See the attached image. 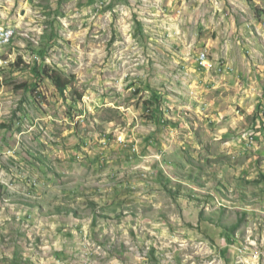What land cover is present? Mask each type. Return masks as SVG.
I'll return each instance as SVG.
<instances>
[{
	"label": "rangeland",
	"instance_id": "rangeland-1",
	"mask_svg": "<svg viewBox=\"0 0 264 264\" xmlns=\"http://www.w3.org/2000/svg\"><path fill=\"white\" fill-rule=\"evenodd\" d=\"M263 5L0 0V264H264Z\"/></svg>",
	"mask_w": 264,
	"mask_h": 264
},
{
	"label": "trees",
	"instance_id": "trees-1",
	"mask_svg": "<svg viewBox=\"0 0 264 264\" xmlns=\"http://www.w3.org/2000/svg\"><path fill=\"white\" fill-rule=\"evenodd\" d=\"M262 17V13L260 10L259 18ZM134 33L135 37L140 41H146L147 37L144 35L143 32V25L138 20V18L134 17ZM37 76L45 77L47 78L52 85L55 87V89L61 94L65 95L68 93L69 89L72 88L73 81L65 76H63L61 73H59L56 70H53L52 68L45 66L41 70H35L34 71ZM82 98V96H79V100ZM201 217L203 218V213L201 214Z\"/></svg>",
	"mask_w": 264,
	"mask_h": 264
},
{
	"label": "built area",
	"instance_id": "built-area-1",
	"mask_svg": "<svg viewBox=\"0 0 264 264\" xmlns=\"http://www.w3.org/2000/svg\"><path fill=\"white\" fill-rule=\"evenodd\" d=\"M259 28H260L262 34L264 35V13L262 15ZM9 35H10V33H4L3 29H0V45L2 44L3 41H9ZM198 62L206 70H209L210 68H212V64L209 62L207 55L205 53L200 54V56L198 58ZM253 140H255V138H249V140L247 142H253Z\"/></svg>",
	"mask_w": 264,
	"mask_h": 264
},
{
	"label": "bare ground",
	"instance_id": "bare-ground-1",
	"mask_svg": "<svg viewBox=\"0 0 264 264\" xmlns=\"http://www.w3.org/2000/svg\"><path fill=\"white\" fill-rule=\"evenodd\" d=\"M262 10H263V13H264V5L262 7ZM4 33H10L9 35V41H3L2 44L3 45H6V44H9L13 38V35H14V32L12 30H7V31H3Z\"/></svg>",
	"mask_w": 264,
	"mask_h": 264
}]
</instances>
